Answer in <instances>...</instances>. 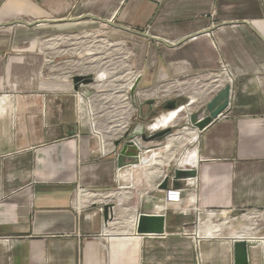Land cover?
<instances>
[{
  "label": "crops",
  "instance_id": "1",
  "mask_svg": "<svg viewBox=\"0 0 264 264\" xmlns=\"http://www.w3.org/2000/svg\"><path fill=\"white\" fill-rule=\"evenodd\" d=\"M99 36L126 39L140 91L161 92L82 99L71 76L94 73ZM226 85V110L194 131L195 165L180 179L161 169L171 157L157 139L118 165L115 140L157 98L199 102L202 112ZM88 105L99 110L95 130ZM152 165L159 170L142 171ZM166 176L167 188H182L178 204L165 202ZM194 208L264 209V0H0V264H235L234 225L219 234L195 226ZM142 212L163 214V233H137ZM247 254L264 264L262 245Z\"/></svg>",
  "mask_w": 264,
  "mask_h": 264
},
{
  "label": "built area",
  "instance_id": "2",
  "mask_svg": "<svg viewBox=\"0 0 264 264\" xmlns=\"http://www.w3.org/2000/svg\"><path fill=\"white\" fill-rule=\"evenodd\" d=\"M98 43L96 44V47L98 48L97 54H99L100 57H99L98 66H96V70L94 71V73H90V74L81 73L82 75L89 76L91 79V81L88 83H82V82L78 83L79 85L77 89L81 88V93H80L81 98L85 99V101L89 104L91 102V97H95L96 95L97 96L122 95L124 97H127V95L129 94V96H132L134 98L138 96L140 93V89L138 88V79L141 74L140 71H136L129 67L128 58L130 56V53L122 52L121 55V51H118L117 45H115V42L112 40L107 41V43L104 42L106 46H102V47L99 46ZM103 52H105L107 55H110L111 60L113 61L107 64V61L104 60V56H101V53ZM101 72L105 73V76L103 78L99 77ZM106 85H108L109 88H105ZM84 89L89 91L88 95L84 94L83 92ZM167 95L168 94H166V96L163 98H157L156 106L165 104L168 98ZM150 100L154 101L153 103H155L154 98L153 99L151 98ZM153 103L151 107L153 106ZM98 111L99 110L93 109L91 105H88V113L91 119V127L93 128V130H95L96 128L95 127L96 122L94 119ZM156 118L157 117H155L154 120ZM145 126H146V135H151L155 131L154 128L153 132L148 133L153 129L150 127V125H145ZM132 128H133L132 126H128L124 132V135L125 133H128ZM124 135H122L120 138H123ZM131 141L134 142V145L137 147V151H139L140 148H142L143 146L142 143L144 140H142L140 137H134L131 139ZM164 198H165V202L168 204L180 203L182 201V188L171 185V187L165 189ZM194 211L198 213V216L194 221L195 226H199L200 224L205 223V221L208 220V218L212 219L214 217L215 218L222 217V221L213 224L215 228L211 230L212 232L219 234L222 231L220 229L223 228V226L230 227L231 225V224L228 225L229 220H227V218H224V215L227 214L223 213L222 211L219 210L213 211L207 209L203 211L201 209L198 210L197 208H194ZM201 212H206L208 216L204 218H200L199 214ZM231 214L233 220H238V219L246 220V226H245L246 230L240 234H236L233 240H243L250 244H255V245L258 244L264 247V242L262 241L264 240V237L263 236L258 237L256 235L258 230L264 229V209L252 210V211L244 210L238 213H231ZM259 221H261L260 226L258 225Z\"/></svg>",
  "mask_w": 264,
  "mask_h": 264
},
{
  "label": "rangeland",
  "instance_id": "3",
  "mask_svg": "<svg viewBox=\"0 0 264 264\" xmlns=\"http://www.w3.org/2000/svg\"><path fill=\"white\" fill-rule=\"evenodd\" d=\"M97 39H99L98 44L101 47L106 46L104 42L107 43V41H111V40L114 41L115 45H117L118 51H121V55H122V52L128 53L129 51H131V48H132V47H130L131 44H128L126 39H123L120 37H113V38L111 37V38L107 39V38L99 36ZM101 56H104V60L107 61V64L110 63L111 61H113V60H111L110 55H107L105 52L101 53ZM49 73L50 72L48 70H42L41 73L38 71V77H40V79H42V80H45V82H50L51 79H49ZM101 73H100L99 77L103 78L105 76V73L104 72H101ZM73 75L74 76H76V75L80 76L82 74L79 72V73L73 74ZM72 78L73 77H71V79ZM141 86H145V85L143 83H141ZM161 89H163V88L162 87L158 88L156 85L153 84L152 86H145V88L141 89L140 92H142V93L145 92L146 95H153V93H158V91L161 92ZM171 97H174V96L172 94L168 95L167 101ZM187 97H188V93L184 92L183 93V103H186L190 100ZM176 107L177 108H175V109L169 110L167 114H163L162 112H164L165 110H162L160 108V106H158V108L156 110H154V112H151L149 115H147L145 117L143 115L141 117L139 116L140 118L138 116H136L137 122L142 121L145 125L151 126V124L154 123V121L158 120V118L174 112L175 116L168 124H166L164 126V125H161L158 123V126L154 127L155 131L153 128V130L148 132V133H151L154 131L152 133V134H154L155 132L165 131L162 135L155 137V139L160 141L161 147L165 146V148H167L166 150H168L167 152L164 151L160 155H163L165 158L171 157V160L169 162H168V160L162 161V157H160V160L163 162L161 169H163L164 172L166 173V175L168 174L169 176H173L174 171L177 168L181 169V170H185L187 168L190 169L193 165H195V157L193 156V154H194L193 152L195 151V149H193V147L196 145L197 139H196V133H194V127L191 126V124H189V114L191 112L192 113H200L201 112V111H199L200 109H198L199 102L191 104L189 106L186 104H183V105H179ZM155 117H157V118L154 120ZM192 130H193V133H192ZM155 139H152V140H155ZM141 169L142 168L138 166V170L141 171ZM157 170H159V169L156 167V165H152V166H150V169H146V170L143 169L142 171L145 173H146V171H151V173H154ZM231 215L232 214L224 215V218H227V220H229L228 225L233 224L234 229L236 228L235 230H237V231H236L235 235L244 232L246 230V227H245L246 226V220H242V219L233 220ZM220 221H222V217L221 218H219V217L215 218L214 217L212 219L208 218V220L205 221V225L210 230H213V228H215L213 226V224L219 223ZM260 224H261V221H259L258 225L260 226ZM220 230L223 231L224 226ZM256 235L258 237H260V236L264 237V229L258 230Z\"/></svg>",
  "mask_w": 264,
  "mask_h": 264
},
{
  "label": "water",
  "instance_id": "4",
  "mask_svg": "<svg viewBox=\"0 0 264 264\" xmlns=\"http://www.w3.org/2000/svg\"><path fill=\"white\" fill-rule=\"evenodd\" d=\"M84 17H90L89 15H82L78 17L77 19L84 18ZM95 19L100 20L101 22L105 24H110L114 25L115 27L119 29H123L129 32H134L138 33L140 35H143L146 38L149 39H155L157 41L163 42L164 40L158 37L150 36L145 32L141 31H132L126 26H121L114 24L110 20H104L98 17L93 16ZM76 18H70L68 20H77ZM24 23L28 26L34 25V23H39V22H49L48 20H37L34 23H28L26 21L22 20H17V23ZM9 22H5V24H8ZM3 24V25H5ZM73 83L75 84V88H78V83H88L91 81L90 77L87 75H80V76H73L72 78ZM230 91V86L226 85L223 88H221L218 92L215 93V95L210 99L207 103L204 105V111L200 113H190L189 114V124L191 126L195 127L197 130L202 131L217 118L223 112L226 110V107L229 102V94ZM85 95L89 94V91L84 89L83 90ZM133 92V90H132ZM131 92V93H132ZM152 100L146 101L147 104L151 107L152 105ZM189 102V101H188ZM186 102V103H188ZM190 103V102H189ZM164 109H175L176 107V102L173 99L168 100L165 104H163ZM165 131H159L155 132L152 135H146V126L142 121H139L133 125V128L128 132L125 133L123 138H118L115 140V145L120 146L119 152L117 154V163L119 166H125L126 164H133L136 163L138 160V155L135 153L137 151V147L134 145V142L131 141L132 138L134 137H140L144 141H150L152 139H155V137L160 136L164 133ZM126 159H128L126 161ZM186 173L185 171H182L180 169H176L174 171V180L177 181L180 179L182 174ZM168 181V176H166L162 182L160 183V188L161 189H166L167 188V183ZM138 217L135 222V228L137 233L139 234H157V233H163L164 227L163 223L165 220V217L161 213L157 214H150V213H138ZM250 244L246 241L243 240H237L234 243V255H235V264H248V254H247V245ZM254 245V244H251Z\"/></svg>",
  "mask_w": 264,
  "mask_h": 264
},
{
  "label": "bare ground",
  "instance_id": "5",
  "mask_svg": "<svg viewBox=\"0 0 264 264\" xmlns=\"http://www.w3.org/2000/svg\"><path fill=\"white\" fill-rule=\"evenodd\" d=\"M195 128V127H194ZM197 130L196 128L194 129V131ZM178 169V168H177ZM264 242V240H262Z\"/></svg>",
  "mask_w": 264,
  "mask_h": 264
}]
</instances>
